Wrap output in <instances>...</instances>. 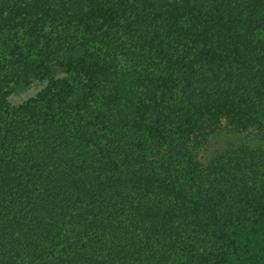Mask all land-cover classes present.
I'll return each instance as SVG.
<instances>
[{
	"label": "trees",
	"instance_id": "obj_1",
	"mask_svg": "<svg viewBox=\"0 0 264 264\" xmlns=\"http://www.w3.org/2000/svg\"><path fill=\"white\" fill-rule=\"evenodd\" d=\"M0 264H264V0H0Z\"/></svg>",
	"mask_w": 264,
	"mask_h": 264
},
{
	"label": "rangeland",
	"instance_id": "obj_2",
	"mask_svg": "<svg viewBox=\"0 0 264 264\" xmlns=\"http://www.w3.org/2000/svg\"><path fill=\"white\" fill-rule=\"evenodd\" d=\"M41 88L42 85L39 82H35L27 91L11 96L10 101L12 104L22 103L34 97Z\"/></svg>",
	"mask_w": 264,
	"mask_h": 264
}]
</instances>
